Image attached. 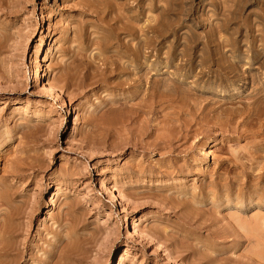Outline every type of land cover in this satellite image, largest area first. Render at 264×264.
Instances as JSON below:
<instances>
[{"label":"rangeland","instance_id":"1","mask_svg":"<svg viewBox=\"0 0 264 264\" xmlns=\"http://www.w3.org/2000/svg\"><path fill=\"white\" fill-rule=\"evenodd\" d=\"M3 3L0 264H264V0Z\"/></svg>","mask_w":264,"mask_h":264},{"label":"bare ground","instance_id":"2","mask_svg":"<svg viewBox=\"0 0 264 264\" xmlns=\"http://www.w3.org/2000/svg\"><path fill=\"white\" fill-rule=\"evenodd\" d=\"M3 1H4V0H0V8H1V6L4 4ZM153 1H154V0H153ZM156 1H157V0H156ZM118 3H119V2H118ZM139 6H140V5H139ZM131 7H132V6H131ZM154 7H155V6H154ZM128 8H129V7H128ZM128 8H127V9H128ZM156 8L160 9L159 7H156ZM156 8H155V9H156ZM117 10H118V9H117ZM132 13H133V12H132ZM115 14H116V13H115ZM133 15H135V14H133ZM130 16H131V18H133V17H132V14H131ZM137 16H138V15H137ZM135 17H136V15H135ZM114 19H116L117 22H120V23L122 22V19H121V17H120L119 14H116V18H114ZM124 20H125V19H124ZM155 21H156V20H155ZM145 23H146V22H145ZM153 23H154V22H153ZM124 24H126V23H124ZM128 24H129V23H128ZM129 25H130V24H129ZM129 25H128V26H129ZM120 26H121V25H120ZM157 26H158V25H157ZM106 27H107V26H106ZM130 27L132 28V26H130ZM112 28H113V27H112ZM120 28H121V27H120ZM133 28H134V27H133ZM154 28H155V27H154ZM113 29H114V28H113ZM122 29L124 30V29H125V26H124V28L122 27ZM126 29H128V28H126ZM126 29H125V30H126ZM147 29H148V27H147ZM157 29H158V28H157ZM114 30H115V29H114ZM114 30H113V31H114ZM128 30H129V29H128ZM152 30H153V29H152ZM115 31H116V30H115ZM126 31H127V30H126ZM129 31H130V30H129ZM132 31H135V30L132 29ZM146 31H147V30H146ZM154 31H155V30H154ZM156 31H157V30H156ZM127 32H128V31H127ZM150 32H151V31H150ZM157 32H158V31H157ZM157 32H155V33L157 34ZM117 33H118V32H117ZM128 33H129V32H128ZM129 34H130V33H129ZM131 34H132V33H131ZM159 34H160V33H159ZM156 36H157V35H156ZM159 36H160V35H159ZM115 37H116V35H115ZM157 37H158V36H157ZM112 38H113V37H112ZM145 39L147 40V38H145ZM117 40H119V38H117ZM117 40H116V41H117ZM119 41H120V40H119ZM149 41H150V40H149ZM155 41H156V40H155ZM148 43H149V42H148ZM127 47H128V46H127ZM127 47H125V48L127 49ZM159 49H160V48H159ZM136 51H137V50H136ZM138 51H139V50H138ZM106 56H107V55H106ZM144 56H145V55H144ZM103 60H105V59H103ZM106 61H108V60H106ZM110 63H111V62H110ZM110 63H109V64H110ZM115 63H116V62H115ZM110 65H114V64L112 63V64H110ZM107 67H108V66H107ZM35 71H36V70H35ZM102 72H103V71H102ZM105 72H106V71H105ZM112 72H113V71H112ZM79 73H80V72H79ZM35 76H37V73L35 74ZM78 76H79V75H78ZM37 77H38V76H37ZM47 77H48V76H47ZM86 78H87V77H86ZM50 79H51V78H50ZM46 80H47V79H46ZM151 83H152V82H151ZM47 84H48V85H47ZM46 85H47L48 87L52 88V87H51L52 85H51V81H50V80H48V83L46 82ZM46 85H45V86H46ZM47 86H46V88H48ZM53 88H55V87H53ZM53 90H54V89H53ZM48 91H50V89H49ZM51 91H52V90H51ZM184 91H185V90H184ZM49 93H50V92H49ZM49 93H48V94H49ZM52 95H53V94H52ZM50 96H51V95H50ZM58 96H59V95H58ZM54 97H55V95H54ZM55 98H58V97H55ZM58 99H60V98H58ZM62 99H63V98H62ZM60 101H61V100H60ZM63 101H64V100H63ZM61 102H62V101H61ZM62 104H63V102H62ZM62 104H61V105H62ZM258 104H259V103H258ZM62 106H63V105H62ZM228 117H229V116H228ZM249 120H250V119H249ZM233 123H234V122H233ZM231 126H232V125H231ZM58 190H59V189H57V192H58ZM55 193H56V192H55ZM56 195H57V194H55L54 196H56ZM56 198H57V197H56ZM259 220H260V219H259ZM245 222H247V221H245ZM6 232H7V231H6ZM262 233H263V232H262ZM4 248H5V247H4ZM3 250H6V249H3ZM6 251H7V250H6ZM0 252H2V251H0Z\"/></svg>","mask_w":264,"mask_h":264}]
</instances>
